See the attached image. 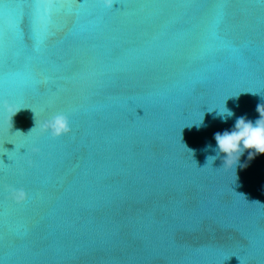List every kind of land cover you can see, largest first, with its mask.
<instances>
[{"label":"water","instance_id":"water-1","mask_svg":"<svg viewBox=\"0 0 264 264\" xmlns=\"http://www.w3.org/2000/svg\"><path fill=\"white\" fill-rule=\"evenodd\" d=\"M258 106L264 0H0V264H264Z\"/></svg>","mask_w":264,"mask_h":264},{"label":"clouds","instance_id":"clouds-1","mask_svg":"<svg viewBox=\"0 0 264 264\" xmlns=\"http://www.w3.org/2000/svg\"><path fill=\"white\" fill-rule=\"evenodd\" d=\"M111 2L112 0H105L106 6H111ZM8 110L13 116L20 109L14 110L11 106H8ZM257 111L260 113V119L254 123L245 117H241L237 119L233 130L225 131L223 134L219 132L215 134L218 152L225 154L224 163L226 165H236L245 151L249 154V160L253 159L255 155L264 154V106H258ZM231 115L232 113L230 112L228 116ZM37 126L38 122L35 118L34 128ZM39 126L42 131L49 133L53 138H59L71 132L68 117L63 113L53 115L49 120ZM208 147L211 146H206V148ZM217 149H213V151ZM10 197L17 203H21L27 198V194L22 189H11Z\"/></svg>","mask_w":264,"mask_h":264},{"label":"snow or ice","instance_id":"snow-or-ice-1","mask_svg":"<svg viewBox=\"0 0 264 264\" xmlns=\"http://www.w3.org/2000/svg\"><path fill=\"white\" fill-rule=\"evenodd\" d=\"M83 3H84V0H83Z\"/></svg>","mask_w":264,"mask_h":264}]
</instances>
